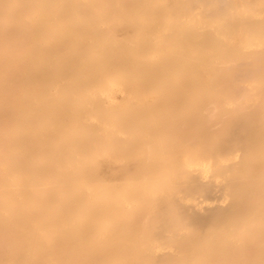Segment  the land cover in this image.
<instances>
[{"label": "bare ground", "instance_id": "6f19581e", "mask_svg": "<svg viewBox=\"0 0 264 264\" xmlns=\"http://www.w3.org/2000/svg\"><path fill=\"white\" fill-rule=\"evenodd\" d=\"M0 264H264V0H0Z\"/></svg>", "mask_w": 264, "mask_h": 264}]
</instances>
